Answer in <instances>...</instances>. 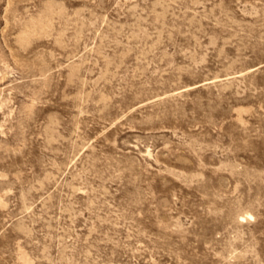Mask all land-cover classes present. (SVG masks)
Instances as JSON below:
<instances>
[{"label": "rangeland", "instance_id": "rangeland-1", "mask_svg": "<svg viewBox=\"0 0 264 264\" xmlns=\"http://www.w3.org/2000/svg\"><path fill=\"white\" fill-rule=\"evenodd\" d=\"M0 264H264V0H0Z\"/></svg>", "mask_w": 264, "mask_h": 264}]
</instances>
